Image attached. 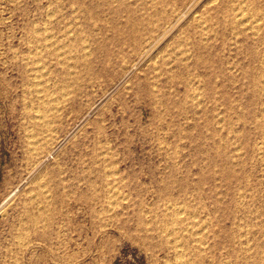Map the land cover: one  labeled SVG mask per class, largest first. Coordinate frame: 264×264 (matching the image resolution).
Returning <instances> with one entry per match:
<instances>
[{
  "label": "rangeland",
  "instance_id": "obj_1",
  "mask_svg": "<svg viewBox=\"0 0 264 264\" xmlns=\"http://www.w3.org/2000/svg\"><path fill=\"white\" fill-rule=\"evenodd\" d=\"M0 264H264V0H0Z\"/></svg>",
  "mask_w": 264,
  "mask_h": 264
},
{
  "label": "bare ground",
  "instance_id": "obj_2",
  "mask_svg": "<svg viewBox=\"0 0 264 264\" xmlns=\"http://www.w3.org/2000/svg\"><path fill=\"white\" fill-rule=\"evenodd\" d=\"M138 1H139V0H137V2H138ZM147 1H148V0H147ZM153 1H154V0H153ZM114 2H115V1H114ZM114 2H113V4H115ZM144 2H145V1H144ZM107 3H108V2H107ZM153 3H155V2H153ZM110 4H111V3H110ZM147 4H148V3H147ZM100 5H101V4H100ZM158 5H160V4H158ZM142 6H143V5H142ZM146 6H147V5H146ZM153 9H154V8H153ZM155 9H156V8H155ZM141 11H142V10H141ZM148 11H149V9H148ZM161 11H163V10H161ZM165 11H166V10H165ZM157 12H158V10H157ZM169 12H170V11H169ZM172 13H173V12H172ZM84 14H85V13H84ZM165 14H166V13H165ZM228 14H229V13H228ZM53 15H54V14H53ZM150 15H151V13H150ZM172 15H173V14H172ZM226 15H227V14H226ZM229 15H230V14H229ZM89 16H90V15H89ZM151 16H152V15H151ZM160 16H161V15H160ZM238 16H239V14H238ZM137 17H138V16H137ZM148 17H149V16H148ZM76 18H77V16H76ZM142 18H143V17H142ZM163 18H164V17H163ZM90 19H91V18H90ZM199 19H200V18H199ZM145 21H146V20H145ZM155 22H156V21H155ZM242 22H243V21H242ZM255 22H256V21H255ZM148 23H149V22H148ZM233 23H234V22H233ZM203 24H204V23H203ZM224 24H225V23H224ZM253 24H254V23H253ZM200 25H201V24H200ZM249 25H250V24H249ZM249 25H248V26H249ZM75 26H76V25H75ZM195 26H196V25H195ZM197 26H198V25H197ZM250 26H251V25H250ZM259 26L262 27L261 25H259ZM146 27H147V26H146ZM252 27H253V26H251V28H252ZM245 28H246V26H245ZM249 28H250V27H249ZM255 28H256V27H255ZM48 29H49V28H48ZM82 29H83V28H82ZM197 29H198V28H197ZM201 29H202V28H201ZM257 29H258V28H257ZM205 30H206V29H205ZM259 30H261V29L259 28ZM46 31H48V30H46ZM148 31H150V28H148ZM257 31H258V30H257ZM38 32H39V31H38ZM66 33H67V32H66ZM252 33H253V31H252ZM254 34H256V33H254ZM47 35H48V34H46V36H45V37H46L45 40L48 39V40L50 41L51 38H50V36H47ZM50 35H51V34H50ZM70 35H71V34H70ZM200 35H201V34H200ZM257 35H259V33H257ZM71 36H72V35H71ZM73 36H74V35H73ZM51 37H52V36H51ZM64 38H65V37H64ZM69 38H71V37H69ZM84 39H85V38H84ZM45 40H44V41H45ZM48 40H47V41H48ZM51 40H52V39H51ZM67 40H70V39L67 38ZM73 40H74V39H73ZM75 41H76V40H75ZM81 41H82V39H81ZM146 41H147V40H146ZM204 41H205V39H204ZM204 41H203V42H204ZM56 42H58V41H56ZM70 42H71V41H70ZM205 42H206V41H205ZM66 43H68V42H66ZM66 43L64 42V45H65ZM73 43H74V41H73ZM86 44H87V43H86ZM86 44H85V45H86ZM180 44H181V43H180ZM83 45H84V44H82V46H83ZM100 45H101V44H100ZM202 45H203V44H202ZM53 46H54V45H53ZM60 46H61V45H60ZM67 46H68V45H67ZM67 46H65V47H67ZM70 46H71V45H69V47H70ZM73 46L75 47V45H73ZM148 46L150 47L151 44L149 43ZM69 47H68V48H69ZM76 47H77V46H76ZM78 47H79V46H78ZM87 47H88V46H87ZM102 47H103V46H102ZM152 47H153V46H152ZM176 47H177V46H176ZM71 48H72V46H71ZM62 49H63V48H62ZM62 49H61V50H62ZM74 49H75V51L77 52L78 48H77V50H76V48H74ZM74 49L72 50L73 52H74ZM86 49H87V48H86ZM86 49H84V51H83V54L85 53V57H86V54L88 55V52H90V51H88V50H86ZM65 50H67V52L69 51L68 49H65ZM65 50H62V51H65ZM82 50H83V49H81V51H82ZM55 51H56V50H55ZM87 51H88V52H87ZM189 51H190V50H189ZM70 52H71V51H70ZM70 52H69V53H70ZM78 52L80 53V50H79ZM78 52H77V53H78ZM91 52H92V51H91ZM59 53H60V52H59ZM64 53H65V52H64ZM71 53H72V52H71ZM254 53H255V52H254ZM65 54H67V53H65ZM69 55H70V54H69ZM79 55H80V54H79ZM79 55H78V56H79ZM64 56H65V55H64ZM64 56H63V57H64ZM67 56H68V55H67ZM75 56H76V55H75ZM88 56H90V55H88ZM68 57H69V56H68ZM79 57H81V56H79ZM82 57H83V56H82ZM65 58H66V57H65ZM65 58H64V59H65ZM70 58H71V57H70ZM72 58H74V57L72 56ZM67 59H68V58H67ZM177 59H178V58H177ZM69 60H70V59H69ZM79 60H80V59H79ZM81 60H82V59H81ZM84 60H85V59H84ZM86 60H87V58H86ZM57 61H58V60H57ZM61 61H63V60H61ZM64 61H65V60H64ZM180 61L182 62V60H180ZM38 62H39V61H38ZM84 62H85V61H84ZM171 62H172V61H171ZM66 63H67V62H66ZM69 63H70V62H69ZM72 63H74V62H72ZM72 63L69 64V65H72ZM183 63H184V62H183ZM44 64H45V62H44ZM61 64H62V63H61ZM181 64H182V63H181ZM34 65H35V64H34ZM62 65H63V64H62ZM64 66H66V64H65ZM166 66L168 67V65H166ZM41 67H42V66H41ZM60 67H61V66H60ZM68 67H69V66H68ZM68 67L65 69L66 71H67ZM70 67L72 68V66H70ZM77 67H78V66H77ZM182 67H183V66H182ZM42 68H43V67H42ZM185 68H186V67H185ZM157 69H158V68H157ZM32 70H33V69H32ZM41 70H42V69H41ZM69 70H70V69H69ZM35 71H36V70H35ZM39 71H40V70H39ZM153 71H155V70L153 69ZM151 74H152V73H151ZM156 74H157V73H156ZM158 75H159V74H158ZM64 76H66V75H64ZM252 76H253V75H252ZM158 77H159V76H158ZM254 78H255V77H254ZM252 79H253V78H252ZM258 79H259V78H258ZM261 80H262V79H261ZM257 81H258V80H257ZM37 83H38V82H37ZM44 83H45V82H44ZM257 83H258V82H257ZM259 83H260V82H259ZM155 84H156V83H155ZM155 84H154V85H155ZM154 85H153V86H154ZM153 86H152V87H153ZM155 86H156V85H155ZM42 87H43V86H42ZM260 87H261V86H260ZM44 88H45V87H44ZM38 89H39V88H38ZM153 89H154V88H153ZM198 89H199V88H198ZM36 90H37V89H36ZM154 90H155V89H154ZM259 90H261V89H259ZM160 91H161V90H160ZM257 91H258V90H257ZM43 92H44V91H43ZM51 92H52V91H51ZM258 92H260V91H258ZM261 92H262V90H261ZM39 93H40V91H39ZM59 93H60V92H59ZM56 94H57V93H56ZM48 95H49V94H48ZM51 95H52V94H51ZM195 95H196V94H195ZM198 95H199V94H198ZM40 96H41V95H40ZM41 97H42V96H41ZM49 97H50V96H49ZM37 99H38V98H37ZM40 99H41V98H40ZM40 99H39V100H40ZM194 99H195V98H194ZM56 100H57V99H56ZM58 100H59V99H58ZM48 101H49V100H48ZM156 101H157V100H156ZM50 102H51V101H50ZM51 103H52V102H51ZM57 103H58V102H57ZM57 103H56V105H57ZM53 104H54V103H53ZM60 104H61V103H60ZM43 106H44V105H43ZM47 106H48V105H47ZM53 106H54V105H53ZM41 107H42V106H41ZM37 108H38V107H37ZM43 109H44V108H43ZM50 109H52V108H50ZM57 109H58V108H57ZM59 109H60V108H59ZM40 110H41V109H40ZM55 110H56V109H55ZM50 111H51V110H50ZM58 112H59V110H58ZM42 113H43V112H42ZM38 114H39V113H38ZM45 114H46V112H45ZM57 114H58V113H57ZM39 115H40V114H39ZM41 115H42V116H41ZM41 115H40V117L45 118V117H44L45 115H43V114H41ZM46 115H48V114H46ZM242 115H243V114H242ZM36 116H37V115H36ZM37 117H38V116H37ZM55 117H56V115H55ZM42 118H41L40 120H42ZM35 119H36V118H35ZM56 119H57V118H56ZM37 120H39V119H37ZM37 120H36V121H37ZM41 122H42V121H41ZM41 122H40V124H41ZM45 122H46V121H45ZM47 122H48V121H47ZM50 122H51V121H50ZM48 123H49V122H48ZM49 124H50V123H49ZM46 125H47V124H46ZM49 128H50V126H49ZM47 129H48V128H47ZM53 131H54V130H53ZM47 141H48V140H47ZM46 144H47V143H46ZM33 145H34V144H33ZM35 145H36V142H35ZM37 145H38V144H37ZM39 145H40V144H39ZM35 147H36V146H35ZM33 148H34V147H33ZM37 148H38V147H37ZM34 149H35V148H34ZM38 149H39V148H38ZM35 151H36V150H35ZM39 183H40V181H39ZM45 183H46V182H45ZM46 184H47V183H46ZM40 186H41V185H40ZM41 187H43V185H42ZM43 190H44V188H43ZM46 193H47V192H46ZM32 196H33V195H32ZM45 198H46V197H45ZM43 199H44V198H43ZM45 200H46V199H45ZM171 205H172V204H171ZM172 206H173V205H172ZM177 208H178V207H177ZM177 208H176V209H177ZM184 208H185V207H184ZM180 209H181V208H180ZM183 210H184V209H183ZM177 212H178V211H177ZM177 212H176V213H177ZM184 212H185V211H184ZM182 213H183V212H182ZM177 220H178V219H177ZM186 220H187V219H186ZM191 221H192V220H191ZM192 224H193V222H192ZM193 227H195V226H192V228H193ZM197 234H198V233H197ZM200 234H201V233H200ZM190 235H191V234H190ZM194 235H195V234H194ZM203 237H204V236H203ZM175 239H176V238H175ZM172 242H173V241H172ZM201 243H202V242H201ZM182 245H183V244H182ZM202 245H203V244H202ZM181 247H182V246H181ZM246 247H247V246H246ZM178 251H179V250H178ZM182 252H183V250H182Z\"/></svg>",
  "mask_w": 264,
  "mask_h": 264
}]
</instances>
